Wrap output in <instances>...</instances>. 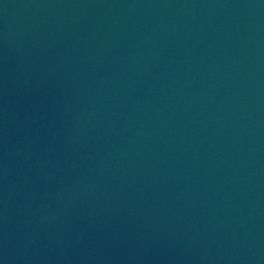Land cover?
<instances>
[{
    "label": "water",
    "instance_id": "water-1",
    "mask_svg": "<svg viewBox=\"0 0 264 264\" xmlns=\"http://www.w3.org/2000/svg\"><path fill=\"white\" fill-rule=\"evenodd\" d=\"M0 264H264V0H0Z\"/></svg>",
    "mask_w": 264,
    "mask_h": 264
}]
</instances>
